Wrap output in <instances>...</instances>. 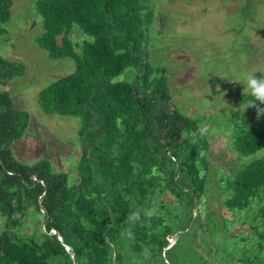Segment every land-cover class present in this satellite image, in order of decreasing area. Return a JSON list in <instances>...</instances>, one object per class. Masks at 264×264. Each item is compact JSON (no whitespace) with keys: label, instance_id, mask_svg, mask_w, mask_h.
<instances>
[{"label":"trees","instance_id":"trees-1","mask_svg":"<svg viewBox=\"0 0 264 264\" xmlns=\"http://www.w3.org/2000/svg\"><path fill=\"white\" fill-rule=\"evenodd\" d=\"M11 2L0 0V37ZM34 5L43 27L38 46L50 59L69 58L74 65L40 91L38 104L46 114L81 120L82 154L73 185L48 161L26 165L14 158L10 145L22 137L28 116L1 88L24 68L0 55V213L6 219L0 264H238L241 259L223 254L214 238L229 230L228 214L246 212L264 240V116L257 119L255 108L250 127L235 133L239 161L256 157L221 185L220 224L217 202L208 197L207 135L178 109L164 71L143 50L151 22L145 0ZM74 25L90 39L73 42ZM129 68L134 76L122 79ZM30 207L43 227L39 242L17 233L22 220L16 215ZM134 212L139 219L131 223ZM255 257L247 264H264Z\"/></svg>","mask_w":264,"mask_h":264},{"label":"rangeland","instance_id":"rangeland-1","mask_svg":"<svg viewBox=\"0 0 264 264\" xmlns=\"http://www.w3.org/2000/svg\"><path fill=\"white\" fill-rule=\"evenodd\" d=\"M35 1L12 0L11 19L4 24L5 33L0 37V55L21 63L24 68L23 75L1 88L10 94L14 107L28 116L22 137L11 143L10 150L18 162L26 165L48 161L54 173L68 174L69 184L73 185L78 178L82 154L81 120L42 112L38 95L48 84L71 73L74 65L69 58L50 59L38 46L36 37L43 32V27ZM145 2L151 12V22L143 50L149 62L164 71L178 109L201 126L206 125L204 132L209 149L204 152L208 159L204 169L208 197L217 202L215 216L221 224L224 200L221 185L232 171L256 157L239 161L232 149L236 131L250 127L255 109L246 108L249 102L240 100L249 95L243 92V85L232 82L249 73L264 77V0ZM73 28L70 34L73 42L90 39L78 25ZM134 74L129 68L121 78L128 80ZM215 76L223 78L224 89L213 95L210 78ZM219 84L215 81L218 90ZM258 208L254 206L255 211ZM16 216L22 220L17 228L19 237L39 242L43 227L36 225L35 210L30 207L26 214ZM227 218L229 230L220 234L219 239L214 238L216 247L223 254H236L241 259L234 258L238 264H247V257L264 258V240L258 238L262 227L259 231L251 228V217L247 218L246 212L228 214ZM5 224L6 219L0 213V235ZM232 246L237 250L235 253Z\"/></svg>","mask_w":264,"mask_h":264},{"label":"clouds","instance_id":"clouds-1","mask_svg":"<svg viewBox=\"0 0 264 264\" xmlns=\"http://www.w3.org/2000/svg\"><path fill=\"white\" fill-rule=\"evenodd\" d=\"M255 74L256 73H249L243 79L232 83L243 85V92L247 91V93L252 97L246 108L248 107L256 108L257 119H259L260 116H264V107H260V105H264V77L258 78ZM237 111H239V109H237ZM205 128L206 125L201 126L202 132ZM138 219H139L138 212L132 213L131 216L129 217V221L131 223H135ZM126 231L128 232V236L132 237L131 230L128 229ZM112 259L114 261L115 258L113 257Z\"/></svg>","mask_w":264,"mask_h":264},{"label":"crops","instance_id":"crops-1","mask_svg":"<svg viewBox=\"0 0 264 264\" xmlns=\"http://www.w3.org/2000/svg\"><path fill=\"white\" fill-rule=\"evenodd\" d=\"M222 79H223L222 77H218V76H215V77L210 78L211 93H212L213 95L218 94V93H220V92L223 91V89H224V85H223V83L221 82ZM226 79H227V78H226ZM215 81H217L218 83H220V84H219V85H220V89H219V90L216 89V87H215Z\"/></svg>","mask_w":264,"mask_h":264},{"label":"built area","instance_id":"built-area-1","mask_svg":"<svg viewBox=\"0 0 264 264\" xmlns=\"http://www.w3.org/2000/svg\"><path fill=\"white\" fill-rule=\"evenodd\" d=\"M54 233H55V231H53ZM60 238V237H59ZM60 240H61V238H60ZM66 250L68 251V252H71V249H70V247H68V246H66Z\"/></svg>","mask_w":264,"mask_h":264},{"label":"water","instance_id":"water-1","mask_svg":"<svg viewBox=\"0 0 264 264\" xmlns=\"http://www.w3.org/2000/svg\"><path fill=\"white\" fill-rule=\"evenodd\" d=\"M11 6V5H10Z\"/></svg>","mask_w":264,"mask_h":264}]
</instances>
